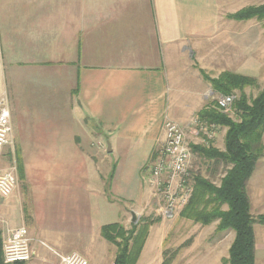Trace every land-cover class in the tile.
Instances as JSON below:
<instances>
[{"label": "crops", "instance_id": "obj_1", "mask_svg": "<svg viewBox=\"0 0 264 264\" xmlns=\"http://www.w3.org/2000/svg\"><path fill=\"white\" fill-rule=\"evenodd\" d=\"M249 1L0 0V92L11 124L0 170L17 171L15 190L0 198L1 246L24 226L32 257L23 264H58L71 252L88 264H113L103 226L127 229L134 216L152 213L163 224L146 170L167 121L201 135L193 146L209 141L198 131L205 123L197 114L213 99L200 71L252 77L264 89V32L230 18L259 6ZM214 165L221 164L206 163L205 179ZM245 194L250 215L264 218V155ZM208 226L218 235L211 247L198 253L196 242L181 243L172 264H227L234 235L221 246L226 232ZM252 229L253 263L264 264V223ZM166 233L153 238L159 264Z\"/></svg>", "mask_w": 264, "mask_h": 264}, {"label": "trees", "instance_id": "obj_2", "mask_svg": "<svg viewBox=\"0 0 264 264\" xmlns=\"http://www.w3.org/2000/svg\"><path fill=\"white\" fill-rule=\"evenodd\" d=\"M230 18L236 21L255 20L264 30V4L241 9ZM212 91L218 95H235L233 103L236 120L218 110L212 101L198 112L200 122L225 129L223 151L212 145L192 146V153L205 163L212 162L230 166L221 178L219 186L199 174H192L188 183L191 195L179 213V217L193 224L208 226L217 222L216 232L232 231L234 239L228 250L227 264H254L253 224L264 223L263 217L253 218L245 194V183L251 176L256 161L264 155V89L254 98L245 94L247 88H258L255 78L223 72L216 79H210ZM210 141V140H209ZM210 144V142H209ZM158 223L141 217L126 229L120 223L105 225L101 229L103 239L115 248L113 264H136L148 236L149 227ZM176 251L168 257L162 253V264H172ZM0 264L3 263L0 244ZM23 264V263H15Z\"/></svg>", "mask_w": 264, "mask_h": 264}, {"label": "built area", "instance_id": "obj_3", "mask_svg": "<svg viewBox=\"0 0 264 264\" xmlns=\"http://www.w3.org/2000/svg\"><path fill=\"white\" fill-rule=\"evenodd\" d=\"M2 66L0 49V68ZM234 95L220 96L216 100L218 110L228 112L234 102ZM216 125H201L198 129L208 140L215 137ZM164 140L155 158L149 163L147 174L157 194L160 195L170 211L181 210L187 203L191 187L188 183L191 169V152L184 131L172 121L163 125ZM11 133L8 98L5 91L0 92V157L4 146L9 143ZM16 167L11 165L0 170V198L9 197L17 186ZM4 264L26 263L32 253L27 230L20 226L9 232L2 242ZM58 264H88L85 257L77 252L58 256Z\"/></svg>", "mask_w": 264, "mask_h": 264}, {"label": "rangeland", "instance_id": "obj_4", "mask_svg": "<svg viewBox=\"0 0 264 264\" xmlns=\"http://www.w3.org/2000/svg\"><path fill=\"white\" fill-rule=\"evenodd\" d=\"M250 2L251 1H249L247 3L249 4ZM251 3L256 4V5H260V4L262 5V4H264V0H254ZM247 30L249 33L250 32L251 33L264 32L261 23L255 21V20H251L247 23ZM201 72H203L206 76H208L205 71H200V74H201ZM202 77H203V75H202ZM208 78H210V77L208 76ZM258 92H259L258 88H253V89L247 88L245 90V94L249 97V99L254 98ZM207 94H208V98H211V99L213 98L212 101H214V102H216V100L220 96H222V95H218V94L214 93L212 91V88H210V87L208 88ZM233 94H235L234 96L237 95L236 93H233ZM222 113L228 114V116L234 120L237 119L236 116L234 115L233 106H231V108L229 109L228 112H226V113L222 112ZM206 125L209 126L208 124H206ZM217 127H218V129L215 130V137L212 140L207 141L206 144H203V145H212L213 147L217 148L218 150H220V149L223 150V139H224L225 129H222L219 126H217ZM185 137H186V141L189 145V148L191 150V164L193 161V164L196 166V170L194 173L199 174V175L204 177L206 175V163L201 161L199 159V157L194 155L192 153V148H191L193 145L197 144L198 142H201L203 140V138H201L202 137L201 135H198L197 137L194 136L189 130L188 131L186 130ZM209 142H210V144H209ZM229 168H230V166H226L223 164H221L220 166L214 165L212 172L210 173V176L207 175V177L211 182L218 184L221 177L225 174V172ZM156 191L157 190L153 187L152 192L155 193ZM191 192H192V190H191ZM156 194H157V192H156ZM157 202L158 203H156V206L154 208L161 209L160 214L163 215L164 223L163 224L162 223L161 224H158V223L153 224L150 239L146 245L144 253L142 254L141 259H140L138 264H159V255H158V252H156V250H155V243L153 242V240H154L153 238L157 234L160 235V232L162 234L167 232L166 238H165L164 244H163V251L168 252V257H170V255L176 251V249L180 246L181 243L184 244L185 242H187L189 240L196 242V246L198 248L197 249L198 253L204 252L211 247V243H213L216 236H218L216 233L213 232L212 226L207 227V226H201L200 224H193L189 220L179 218L178 217L179 214H177V216L174 215L171 218H169L166 214H172L173 212H176V211L178 213H180L183 208L179 211L178 210H176V211L166 210L167 207H166L165 201L160 195H159V200ZM165 212H166V214H165ZM148 218L151 220H155L157 217H155L154 214L152 213L150 216H148ZM134 219H135V221H138V219H140V218H138L137 216H134ZM150 227H149V230H150ZM127 229H129V226H127ZM223 235H224V238H223L224 241L221 242V246L224 243L227 244L228 242H230L234 233L232 231H227ZM226 254H227V251H226Z\"/></svg>", "mask_w": 264, "mask_h": 264}, {"label": "water", "instance_id": "obj_5", "mask_svg": "<svg viewBox=\"0 0 264 264\" xmlns=\"http://www.w3.org/2000/svg\"><path fill=\"white\" fill-rule=\"evenodd\" d=\"M111 149H110V146L107 145V152L110 153Z\"/></svg>", "mask_w": 264, "mask_h": 264}]
</instances>
